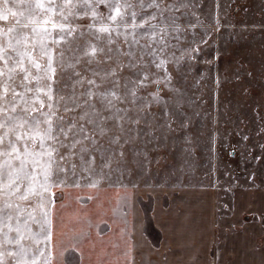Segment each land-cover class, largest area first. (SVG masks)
Segmentation results:
<instances>
[{
	"label": "rangeland",
	"instance_id": "obj_1",
	"mask_svg": "<svg viewBox=\"0 0 264 264\" xmlns=\"http://www.w3.org/2000/svg\"><path fill=\"white\" fill-rule=\"evenodd\" d=\"M62 2L55 0L57 4ZM91 3L92 10H78L75 18L69 16L66 22L73 33L61 44L70 50L64 62L71 61V71H60V56L54 48L59 79L41 99L71 122L69 132L75 133L80 125L85 134L96 137L101 149H111L108 163L103 166L105 173L117 163L122 172H112L115 186L106 180L101 187L78 179L77 185L60 184L50 190L49 196H54L55 202L51 205L52 228L44 245L45 255L50 243H66L70 231L78 232L77 237L85 233L82 241L109 242L117 238L114 228L117 240L125 241L128 228L135 227L140 233L131 234L129 240L150 241V235L153 237L161 226L157 241L187 245L202 241L217 245L223 234L240 235L243 194H254L250 189L256 186L255 191L264 195V0H185L175 11L177 15L184 13L186 34L178 43L172 42L175 48L157 51L155 59L139 46L129 57L122 37L97 32L110 26L109 9L99 6L105 0ZM117 3L123 11L124 0ZM171 3L175 5L176 0ZM31 7L32 0H0V29L5 44L9 35L31 27ZM134 7L137 14L152 11L149 0H141ZM50 15L55 19L57 14ZM93 16L103 18L105 23L94 24ZM89 24H93L92 32L88 31ZM45 27L51 25H38ZM166 27L163 25L154 37H140V43L159 40ZM119 39L120 45H112L119 47V52L108 53L112 41ZM93 47L97 49L94 56L90 55ZM160 59L165 60L164 69L155 67ZM94 73L97 86L89 91L88 81ZM49 75L40 77L31 89L32 96L48 91L50 86L45 80ZM158 80L159 85L155 83ZM18 83L23 87L17 91L26 97L29 85ZM101 92L106 93L103 99ZM139 97L143 100L133 103ZM121 106L130 108V112H117ZM82 142L78 139L71 147ZM94 155L97 158L93 163L99 165L105 153L98 150ZM73 159L78 161V155ZM105 178L97 174L91 180ZM66 194L68 200L64 199ZM97 195L98 201L90 199ZM5 200L29 211L39 210L34 200L29 205L15 196H0V202ZM61 202L65 208L59 207ZM127 213H132L131 218H126ZM244 216L251 221L255 215ZM229 217L225 233L218 222L227 223ZM259 219L263 234L256 239L258 244L264 243V216ZM204 253L212 258L216 250L211 246Z\"/></svg>",
	"mask_w": 264,
	"mask_h": 264
},
{
	"label": "snow or ice",
	"instance_id": "obj_2",
	"mask_svg": "<svg viewBox=\"0 0 264 264\" xmlns=\"http://www.w3.org/2000/svg\"><path fill=\"white\" fill-rule=\"evenodd\" d=\"M140 2L141 0H124L122 11L117 0H105V3L99 6L109 9L110 26L101 27L97 32L104 31L109 36L115 33L122 37L129 57L134 55V47L139 46L141 51L146 50L155 59L157 51L175 48L176 44L172 42L178 43L186 34L187 30L183 27L184 13L177 15L175 11L185 0H176L175 5L171 0H149L152 11L141 10L137 14L134 5ZM93 8L91 0H63L59 4L55 3V0H32L28 18L31 27L26 26L21 34L9 35L7 44L4 42V31L0 29V196H15L20 201H27L29 205L34 200L39 207L38 211H29L11 200L0 202V264H52L50 256H46L44 250V245L51 236V205L55 202L54 196H49L50 190L60 184L77 185L78 179H87L93 186L101 187L105 186L103 180H106L107 184L115 186L112 172H122L121 165L117 163L114 169L110 168L105 173L103 166L108 163L107 153L111 149H101L96 137L85 134L80 125H77L75 133L69 132L71 122L65 121L63 116L53 111L51 103L46 104L41 99L56 87L59 79L56 75L57 68L54 66V48L60 56V71H71V61L64 62V57L70 50L64 49L61 44L73 33L71 27H66L69 16L75 18L78 10L88 11ZM51 13L57 14L55 19ZM93 22L100 25L105 23L103 18L97 19L95 16ZM41 23L51 25V28H38ZM136 24L139 27H129ZM163 25L167 27L163 28L159 40L153 39L148 44L140 43V37H154ZM87 28L92 32L93 24L87 25ZM14 31L9 30L10 33ZM120 43V39L112 41L107 52H119V47L114 48L112 45ZM156 45H159V48H156ZM96 51L93 47L90 55H96ZM164 66V59L155 64L158 69H164ZM49 73L48 79L45 80L50 86L48 91L41 90L39 96H32V87L37 85L41 76ZM30 76L34 79L30 80ZM143 79L148 77L144 76ZM168 79L165 75L164 82L167 83ZM18 81L29 85L26 97H22L21 91H17L23 87ZM155 83L159 85L160 80ZM88 84L89 91L97 86L95 73ZM148 86L142 85L143 88ZM104 95V92L99 94L101 99ZM29 99L31 103H28ZM140 100H143V97L134 98L133 103H139ZM156 100L158 101L159 97ZM116 111L130 112V108L121 106ZM91 127L103 128V125ZM60 133L63 135L58 136ZM78 139L83 142L72 148L71 144ZM98 150L103 151L105 155L100 156V163L96 165L93 163L97 158L94 153ZM77 155L78 161L73 159ZM84 169L87 170L86 174ZM97 174L106 178L92 181L91 177ZM64 199L68 200L69 194H66ZM90 199L98 201L100 197L97 195ZM123 204L126 206V201ZM59 207L65 208L66 205L61 202ZM85 237L86 234L81 233L76 239L79 241Z\"/></svg>",
	"mask_w": 264,
	"mask_h": 264
},
{
	"label": "crops",
	"instance_id": "obj_3",
	"mask_svg": "<svg viewBox=\"0 0 264 264\" xmlns=\"http://www.w3.org/2000/svg\"><path fill=\"white\" fill-rule=\"evenodd\" d=\"M255 189L256 186L250 189L254 194L250 192L243 194L245 208L241 211L243 214L240 218L242 222L240 235L233 237L228 235L229 232L223 234L222 241H218L217 245L207 241L188 245L176 241H157L156 239L161 236V226L156 229L157 236L150 235V241L129 240L131 234L140 233L135 227L128 228L124 236L126 240L120 241L117 240L119 235L114 228L112 232L117 238L109 242L77 241L78 232L70 231L66 243L54 242L48 245L47 256H50L52 264H264V243L256 242L263 234L262 221L259 218L261 215L264 216V195L261 194L262 191L256 192ZM246 213L255 216L248 221L244 216ZM127 214L129 215H126V218H131L132 213ZM150 218V216L147 218L148 223L151 221ZM230 222V217L227 223L226 220H219L218 226H222L226 233ZM218 230V234H221L220 228ZM204 232L209 234V230ZM80 235L81 233L78 237ZM211 246L216 253L212 258L209 255L206 257L204 252L211 249Z\"/></svg>",
	"mask_w": 264,
	"mask_h": 264
}]
</instances>
